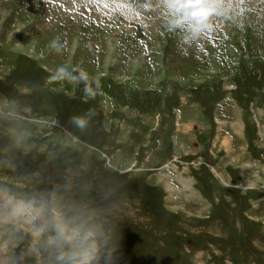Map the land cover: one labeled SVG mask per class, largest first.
I'll use <instances>...</instances> for the list:
<instances>
[{
    "label": "rangeland",
    "instance_id": "1",
    "mask_svg": "<svg viewBox=\"0 0 264 264\" xmlns=\"http://www.w3.org/2000/svg\"><path fill=\"white\" fill-rule=\"evenodd\" d=\"M67 1L0 2V264H67L57 218L91 264H264V0Z\"/></svg>",
    "mask_w": 264,
    "mask_h": 264
},
{
    "label": "clouds",
    "instance_id": "2",
    "mask_svg": "<svg viewBox=\"0 0 264 264\" xmlns=\"http://www.w3.org/2000/svg\"><path fill=\"white\" fill-rule=\"evenodd\" d=\"M221 0H165V5L171 13L175 14L173 26L181 22L190 24L192 30L199 31L202 27L207 26L210 16L218 14ZM58 71L63 72L61 68ZM55 79V77H53ZM80 79L86 81L87 73L81 72ZM86 94L89 91L86 87ZM70 122L77 128L83 130L88 121L83 116H73ZM6 210L0 214V225L13 224L20 222L31 216L32 209L24 203H5ZM51 227L55 230V236L49 237L47 244H55L57 247L69 245L68 251L61 250L57 259L66 261L67 264H91L95 258L96 247L91 241L92 233H81L80 229L69 227L63 220L57 218L51 225H43L32 233L34 242H39L44 233Z\"/></svg>",
    "mask_w": 264,
    "mask_h": 264
}]
</instances>
